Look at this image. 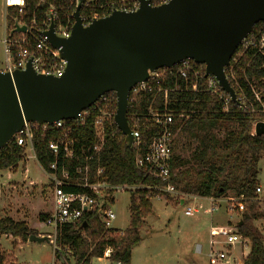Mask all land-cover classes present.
Listing matches in <instances>:
<instances>
[{"label":"trees","instance_id":"16d2710c","mask_svg":"<svg viewBox=\"0 0 264 264\" xmlns=\"http://www.w3.org/2000/svg\"><path fill=\"white\" fill-rule=\"evenodd\" d=\"M101 1L98 0V3ZM51 5L56 10V24L72 22L71 0H25L21 14L16 8H8L7 23L12 25L18 20L28 24L33 19L39 24L45 19ZM90 9L84 8L86 11ZM82 12L83 7L79 9V13ZM263 28L264 22L260 21L254 25L251 34L256 35ZM9 36L15 37L16 34ZM225 74L239 100V104L230 100L226 109L220 99L206 91H168L170 108L190 111L188 117L176 123V137L187 139L188 148L191 149L190 155L182 157L175 153V142L170 183L180 201L184 197L219 199L234 196L245 199L251 212L242 213L236 222L238 234L249 240V251L243 264H264V237L253 223L258 218L264 220V211L255 212L261 204L256 188L259 186L258 163L264 155V133H254L255 123L264 122L261 107L264 103V55L256 53L252 48L242 53L240 47H237L229 65L225 67ZM160 78L162 88L170 89L174 83L181 84L175 72L170 70H165ZM252 89L260 93V101ZM107 95L114 100L111 107L114 111L116 96L114 92H108ZM154 96H157L159 103L162 93L156 94L155 88L134 96L129 94L126 114L129 125L133 114L144 119ZM97 115L95 103L83 110L80 120H66L70 126V136L79 151L83 149L88 152L94 143V121ZM102 128L104 143L100 151L88 161L90 181H105L111 186L125 184L142 187L129 192V222L124 229H105L96 207L84 213L78 223L59 226L54 236V258L61 264H70V258L72 264H91L93 259L104 256L115 264H130L132 250L142 239L140 230L144 218L152 213L151 198L172 200L170 194L149 188L158 182L136 166L137 150L134 146L127 147L112 116L103 122ZM151 132L147 127L140 128L145 140ZM59 135L60 131L54 128L43 130L36 126L33 130V151L37 163L44 171L49 170L52 161L48 142ZM24 158L25 145H17L12 138L0 149V170L14 169ZM39 218L45 221L48 215H40ZM31 234L36 232L25 221L7 215L0 216V236L10 235L23 244ZM62 251L67 257L62 255ZM107 251L108 255H105ZM0 264H7V255L2 250Z\"/></svg>","mask_w":264,"mask_h":264},{"label":"water","instance_id":"95a60500","mask_svg":"<svg viewBox=\"0 0 264 264\" xmlns=\"http://www.w3.org/2000/svg\"><path fill=\"white\" fill-rule=\"evenodd\" d=\"M135 11L114 10L84 26L79 5L73 12L68 38L54 34V23L43 32L66 61L63 76L39 74L31 66L0 70V149L21 130L24 122L37 124L77 120L101 95L114 92L113 117L131 146L127 122L130 89L149 72L171 68L184 59L203 64L233 103L236 93L225 74L232 54L254 25L264 22V0H169L151 5L138 0ZM25 30L17 20L9 31ZM264 133V122L254 125ZM27 242H49V236L31 234Z\"/></svg>","mask_w":264,"mask_h":264},{"label":"built area","instance_id":"2783aa9c","mask_svg":"<svg viewBox=\"0 0 264 264\" xmlns=\"http://www.w3.org/2000/svg\"><path fill=\"white\" fill-rule=\"evenodd\" d=\"M148 1L151 5H159L169 0ZM71 4L73 12L78 5L79 9L83 7V12L79 15L84 26L109 15L114 10L135 11L139 6L138 0H103L99 3L98 0H71ZM2 7L5 18L2 44L6 67L0 70L11 71L16 68H24L31 59V66L36 73L54 77L63 76L66 61L60 57L61 47H52L43 32L49 30L51 23H54V34L59 38H68L74 23L73 12L71 23L56 24V10L51 5L45 19L39 24H36L33 19L28 24L17 20L18 25L25 26V30L15 33V37H10L9 31L13 28L14 22L12 25L7 23L8 8H16L18 13L21 14L25 7V0H2ZM84 8L91 9L86 11ZM238 47H240L242 53L252 48L256 53L264 55V28L256 35L250 32ZM165 70L175 72L181 84L174 83L170 89L162 88L160 77L163 76ZM153 88L156 89V94L162 93V98L158 103L157 96L153 97L144 119H140L135 114L131 116V124H128L132 136L131 146H134L137 150L136 166L145 175L158 182L156 185L149 186V188L175 195L177 193L173 184L170 183V177L172 175L173 148L178 131L176 123L188 117L190 111L170 108L168 91L171 89L174 91H206L220 99L223 102L224 109H226L231 99L221 89L212 75L205 76L204 65L191 59H184L171 68H160L149 72L147 79L136 83L130 89L129 94L131 93L134 96ZM252 90L256 99L260 101V93L254 89ZM113 101V98L105 93L93 103H96L98 115L94 121L95 141L88 152L83 149L79 151L76 148L75 141L70 136V126L66 123V120L43 124L24 122L21 130L13 136L16 144L25 145L26 151L37 162L32 146L34 128L39 126L43 130L54 128L60 131L59 137L48 142V149L52 156L49 170L44 171L42 169L48 178L52 197V209L45 221L46 224L52 226L54 235L59 226L78 223L84 213L93 210L95 207L98 208V217L102 226L105 229H112V223L116 219L112 209L115 194L122 191H135L142 187L141 185L125 184L111 186L105 181H90L88 161L95 153L100 151L104 143L102 124L105 120H109L111 116L114 117L116 109L113 111L111 108ZM261 107L264 111V103L261 104ZM82 112L75 121L82 118ZM142 127H147L152 131L147 140L141 136L140 128ZM66 188H72L73 190H67ZM261 192V187L258 186L256 188L257 195ZM207 198L211 202L210 208L205 209V212L208 213L216 209L219 200L226 202L229 211L244 212L246 210L247 202L242 197ZM181 201L184 203V198ZM199 208L200 206H187L184 214L187 216L194 215L199 211ZM209 232V264H235L233 256L235 247L240 245L243 250L249 243L247 238L238 234L233 225L211 226ZM201 249V245L197 244L196 251L200 252ZM105 255H108V251ZM236 264H242V262Z\"/></svg>","mask_w":264,"mask_h":264},{"label":"rangeland","instance_id":"374dc122","mask_svg":"<svg viewBox=\"0 0 264 264\" xmlns=\"http://www.w3.org/2000/svg\"><path fill=\"white\" fill-rule=\"evenodd\" d=\"M2 0H0V69L6 67L2 39L4 36V22ZM175 153L185 157L190 155L188 141L182 136L176 137ZM25 149V159L19 162L14 169L0 170V216L12 215L17 219L27 221L29 227L40 236H49V242L41 244L30 242L18 247L19 240L14 242L11 237L0 236V250L7 255V264H61L54 258V231L51 225L39 218L40 215H49L52 209L51 188L41 166ZM259 185L264 198V155L259 163ZM260 194L258 195L260 197ZM129 191L115 194L112 209L116 219L112 228L124 229L129 222ZM172 200L163 197L151 198L152 213L144 218L141 227L140 243L135 246L131 254L130 264H209L210 227L233 225L240 220L242 213L251 209L246 205L244 212L229 211L223 200L217 201L216 209L208 213L210 208L208 198L184 197V203L176 195ZM264 201V200H262ZM256 207L255 212L264 211V203ZM187 206H200L199 211L191 216L184 214ZM254 225L264 237V220L255 219ZM201 245L200 252L196 245ZM249 250V243L242 250L236 246L233 251L234 263L244 260ZM62 251V255L67 254ZM70 264L72 259L70 258ZM91 264H115L108 258L93 259Z\"/></svg>","mask_w":264,"mask_h":264},{"label":"crops","instance_id":"0c3cea01","mask_svg":"<svg viewBox=\"0 0 264 264\" xmlns=\"http://www.w3.org/2000/svg\"><path fill=\"white\" fill-rule=\"evenodd\" d=\"M259 186H260V185H259ZM261 191H262V190H261ZM261 193H262V192H261ZM261 195H262V194H260V197H259V198H260L261 200H264L263 196H261ZM180 203H183V202L180 201ZM7 216H10V217H12V218L15 219V220H23V221H25L26 224L28 225L27 221L24 220V219H17V218H15V217H13L12 215H7ZM28 227H29V225H28ZM29 228H30V227H29ZM114 229H115V228H114ZM2 236L4 237V236H6V235H2ZM9 236H10V235H9ZM10 237H11V236H10ZM11 238H12V239H11L10 242H14L15 239H16V238H13V237H11ZM26 243H27V242H26ZM28 243H29V242H28ZM21 245H23V244H21V243L19 244V243H18V247L21 246ZM248 251H249V250H248ZM248 251H247V253H248ZM247 253H246V254H247ZM246 254H245V256H246ZM104 257L106 258V256H104ZM104 257L96 258V259H103ZM242 264H243V263H242Z\"/></svg>","mask_w":264,"mask_h":264}]
</instances>
